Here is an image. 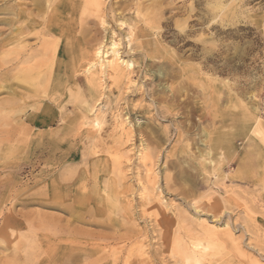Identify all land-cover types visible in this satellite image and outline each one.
Returning <instances> with one entry per match:
<instances>
[{"label":"rangeland","instance_id":"rangeland-1","mask_svg":"<svg viewBox=\"0 0 264 264\" xmlns=\"http://www.w3.org/2000/svg\"><path fill=\"white\" fill-rule=\"evenodd\" d=\"M54 1L39 16L52 19L48 30L0 45V264H92L113 254L118 264H180L175 236L195 230L205 242V221L218 232L205 242L209 260L264 264V0H105L104 25L86 0ZM9 18L0 13V39L10 37ZM54 39L55 60L26 63L40 81L13 79V52L39 54ZM115 39L138 87L119 92L103 81L95 110L81 54ZM149 167L165 217L144 212ZM166 221L178 223L168 234Z\"/></svg>","mask_w":264,"mask_h":264},{"label":"bare ground","instance_id":"bare-ground-1","mask_svg":"<svg viewBox=\"0 0 264 264\" xmlns=\"http://www.w3.org/2000/svg\"><path fill=\"white\" fill-rule=\"evenodd\" d=\"M13 1H14V3H12ZM86 1H88V4L91 6V9H92L93 12H95V14L96 13H100L99 22L101 21V23L104 25L105 21L103 19V14H104L103 13V7H104V2H106V1L105 0H86ZM21 2H24V1H22V0H0V3H2L0 5V13H5L6 15H10L11 16V18H9V19H4V24H6L8 26V30L10 31V37L5 36L4 38L0 39V45L3 44V43H9V44H12L14 46L19 47L18 45H20L24 41H26L25 39L27 38L28 35H31V34L39 35V34H41V32L42 33L44 32V29L48 30L51 27V25H52V19L51 18H49L48 21L47 20L43 21V20L39 19V16H40V14L42 12L44 14L47 13V12L45 13L44 10H46L48 12H49V10H51L50 13H52L53 6L55 4L54 0H29L28 4H24V3H21ZM45 17H46V15H45ZM105 29H106V27H105ZM3 34H4L3 32H0V36L3 35ZM42 37L44 38L45 35L42 36ZM59 41L60 40H58V39H54L51 43H49V42L48 43L47 42L43 43L41 41L43 44L41 46V49L39 50L40 51L39 54L35 53L34 51L33 52L35 54H30V55H27L29 53L24 54L25 51L13 52L12 54L14 55V57L12 59H10L11 60L10 62H8V63H12L11 64L12 65V69H9V72H12L13 79L22 80V82H35V83L40 81V79H42V77L40 78L39 74H35L34 73V70H33L34 67L32 68V66H31L32 64H30V66H28V64H26V63H28L29 61L32 62L33 60L31 61V59L33 57L38 56V55H40V57H39V59H37L35 61L36 63H38V65L41 64V63L46 62V60H48V59L49 60L50 59L51 60H55V57H56V55L58 53V49L60 47L59 46V44H60ZM118 41L119 40H116V39L112 40L109 47H108L107 42L105 40L97 41L96 43H94L93 45H90L89 47H86L82 51V54H81V56H82L81 66L84 68L85 73L87 74L86 75V79L88 81V86H89V90H90V95H91V100H92V108H94V109L96 107V103L100 104V102L102 101V96H103L104 92L102 93V89L101 88L103 87V81L111 79L115 83L116 89L119 90V92H120V90H122L126 86L125 88H126L127 93L129 91H131L132 86H134L135 83H137V81L134 78L135 68H136L135 63L133 62L132 59L131 60H125V59L122 58V52L120 51V49H121L123 44L118 42ZM28 43H29V41H28ZM132 46H133V44H132ZM132 46H131V41H129V44L126 45V48L127 49L129 48V51L131 52L133 50ZM69 50H70V48H69ZM130 52H129V54H130ZM133 52L135 53V50H133ZM123 56H124V54H123ZM47 57H48V59H47ZM40 73L44 74L42 72H40ZM50 73H52V71H50ZM51 76L52 75L50 74V77ZM45 79L46 78H44L43 80H45ZM39 86H41V85H39ZM136 87H138V86H136ZM103 98H104V96H103ZM6 105H8V104H6ZM95 110H97V109H95ZM92 124H93L92 127L95 130L94 133L96 134V136L101 137L103 135V122L98 117V115L94 118V121L92 122ZM126 124L129 126L130 122L128 121V123L126 122ZM122 126H123V124H122ZM121 129H122V135L124 136L126 131H125L124 128H121ZM129 129L131 130L132 126H130ZM130 130H128V131H130ZM90 132H92V131H90ZM130 134L132 135V133H130ZM127 155L128 154H126V156ZM145 159H147V157ZM149 159H151V158L149 157ZM149 159H148V161H149ZM150 167H152V166H150ZM150 167H149V170H147L148 174H147V179H146V186H144V188H143V190H144V196L143 197H144V204H145L144 212L145 213H146V211L152 212V208H154V209L157 208V209L160 210L159 211L160 213L164 214V215L160 214L161 217H163V216L165 217V212H166L165 210L167 208V205L164 204V201L160 198L161 193H158V190H157V193H155L156 189L153 188V187H154V185H156V176H154V174L151 172L152 169ZM136 176L138 177V175H136ZM169 181H170V179H169ZM152 185H153V187H152ZM195 202L196 203L194 205H195L196 209H201V210L205 209V208L201 207L197 203V201H195ZM128 203H130V202L128 201ZM207 203H208V201H207ZM127 209H130V208H127ZM124 210H126V209H124ZM209 211L212 212L214 219L215 218L218 219L220 214L222 213L219 209L214 208V206H210ZM124 216H125V214H124ZM176 223H174V222L172 223V222L166 221L165 230L164 231L168 234L169 232H171L172 227ZM199 226H200L201 230H203V232H202L203 235H206V237L204 236L205 237L204 238L205 242L208 241V243H209L210 239L215 237V235L218 233L217 230H216L217 229L216 226L215 225L214 226L208 225L207 221L202 222ZM227 227H228V225H225L226 234L231 239V237L233 235H232L231 230H229ZM175 228H177V227H175ZM193 229H195V228H193ZM173 230H175V229H173ZM189 232H191V231H189ZM194 232H195V230H194ZM194 232H192L193 234L189 233V235L186 236V237L185 236L182 237L181 234H180L181 237L180 236H178V237L175 236L176 237L175 238L176 242L174 244V248L173 249L176 250L175 253L181 258V260L178 261V263L180 262V264H216V263H214V261H212L211 259L209 260L207 258L206 252L210 248L209 247L210 244H205V242H202L203 241V240H201L202 238H200V239L199 238H193V236H196L195 235L196 233L194 234ZM145 234H146V236H148L149 235V231L145 230ZM171 239H173V238H171ZM172 242H173L172 240H170V241L168 240L167 246L169 244H173ZM233 242H234V244L232 246L234 248L235 247L240 248L239 242H237V241H233ZM94 247H96V246H94ZM104 249H105L104 247L98 246L97 248H95L93 250H90V254L93 257L98 252H100L101 250H104ZM145 253H147V252H145ZM145 253L143 252L140 255L142 257V262H146V261L150 260V259H147V257L143 258ZM115 256L113 254V256H112L113 259H112L111 262H108V261L104 262V260H106V255H104L102 258H100V260H97L96 262L92 261L93 262L92 264H98V262H103L101 264H118L117 260L120 259V258L119 257L117 258V256L116 257ZM107 257H109V256H107ZM130 259H131L130 257H127L126 259H124L122 261L123 264H132ZM137 259H138V257H137ZM143 264H145V263H143Z\"/></svg>","mask_w":264,"mask_h":264}]
</instances>
